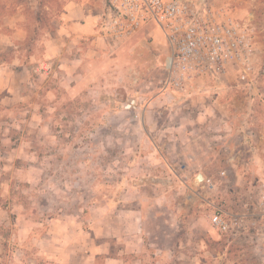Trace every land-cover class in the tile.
Segmentation results:
<instances>
[{
  "label": "rangeland",
  "instance_id": "rangeland-1",
  "mask_svg": "<svg viewBox=\"0 0 264 264\" xmlns=\"http://www.w3.org/2000/svg\"><path fill=\"white\" fill-rule=\"evenodd\" d=\"M205 1L250 28L253 71L232 64L176 90L154 22L114 41L109 0H0V64L29 66L33 96L0 103V264H264V234L211 224L217 208L242 212L264 177V0ZM68 8L96 24L75 43ZM199 113L235 116L233 152L211 166L194 151Z\"/></svg>",
  "mask_w": 264,
  "mask_h": 264
},
{
  "label": "built area",
  "instance_id": "built-area-1",
  "mask_svg": "<svg viewBox=\"0 0 264 264\" xmlns=\"http://www.w3.org/2000/svg\"><path fill=\"white\" fill-rule=\"evenodd\" d=\"M154 22L164 33L168 55L167 86L184 90L196 80L225 74L237 65L242 79L253 71L254 40L250 28L232 16L221 17L205 0H109L104 20L112 40L131 37ZM200 183L214 185L209 177ZM211 224L222 233L237 235L254 230L264 234V177L256 195L242 212L217 208Z\"/></svg>",
  "mask_w": 264,
  "mask_h": 264
},
{
  "label": "crops",
  "instance_id": "crops-1",
  "mask_svg": "<svg viewBox=\"0 0 264 264\" xmlns=\"http://www.w3.org/2000/svg\"><path fill=\"white\" fill-rule=\"evenodd\" d=\"M70 8V7H69ZM64 13V23L65 31L67 35H69V42L75 43L81 35H84L87 32L93 31V27L96 25L94 24L92 18L90 16H85L81 20H79V16H76L72 10L69 9ZM25 19V18H23ZM94 25V26H93ZM76 31V32H74ZM1 42V41H0ZM49 48L47 49L48 55H53L56 52H49L50 48H52V45L49 43ZM14 62H2L0 64V103L2 104H8L10 103V100H33V96H30L29 93H24L23 91L28 90L27 86L23 87V83L27 82L29 79V66L23 65L21 70L17 71L15 65H13ZM67 78H70V75L72 74L73 70H66ZM23 90V91H22ZM38 92L36 93V95ZM215 103H218L219 105L223 107H227L229 103L222 102L219 100H216ZM228 108V107H227ZM206 121L208 122L206 124ZM195 123H199L198 127H196L193 132L194 133V151L195 153H209L210 160H213L209 163L211 166L212 163H220L221 161L217 160V154L221 151L222 148H225L228 152H233V146L229 145V139L230 137H233L231 129L232 126L235 124V116L231 113H226L224 116L219 114H212V113H199L197 117L195 118ZM205 123V124H204ZM215 128V130H212V128ZM210 129V130H209ZM210 131V135L207 136L204 131ZM208 131V132H209ZM203 141L205 143H203ZM222 144V146H220ZM256 152H259V147H257ZM188 153V152H187ZM185 158V157H184ZM213 158V159H212ZM229 158V160H228ZM226 164L227 165H234L232 162L231 157H228ZM186 162H189V159H187ZM207 162L206 159L197 160L196 167H199L200 169L205 168V163ZM208 165V166H209ZM232 165V166H233ZM199 173H202L204 176H207V172L200 171ZM197 173V175L199 174ZM196 175V176H197ZM153 177V178H157ZM159 178V177H158ZM165 183L164 184H170L174 182L172 177H161ZM159 185V184H157Z\"/></svg>",
  "mask_w": 264,
  "mask_h": 264
},
{
  "label": "water",
  "instance_id": "water-1",
  "mask_svg": "<svg viewBox=\"0 0 264 264\" xmlns=\"http://www.w3.org/2000/svg\"><path fill=\"white\" fill-rule=\"evenodd\" d=\"M128 106H136V101H135V99H132L131 100V104H129ZM204 175L202 174V173H199L198 175H197V180L198 181H202L203 179H204ZM152 179H155V178H152ZM157 179H159V178H157ZM160 180V182H162V183H165L166 181H164L162 178L161 179H159Z\"/></svg>",
  "mask_w": 264,
  "mask_h": 264
}]
</instances>
